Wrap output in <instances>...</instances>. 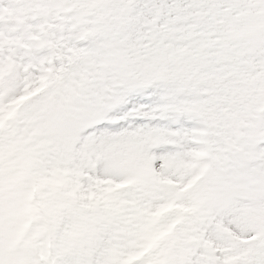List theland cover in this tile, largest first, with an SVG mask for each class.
Segmentation results:
<instances>
[{
	"label": "snow or ice",
	"instance_id": "obj_1",
	"mask_svg": "<svg viewBox=\"0 0 264 264\" xmlns=\"http://www.w3.org/2000/svg\"><path fill=\"white\" fill-rule=\"evenodd\" d=\"M0 264H264V0H0Z\"/></svg>",
	"mask_w": 264,
	"mask_h": 264
}]
</instances>
